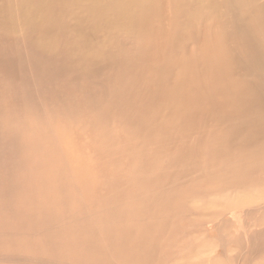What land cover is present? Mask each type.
Listing matches in <instances>:
<instances>
[{
	"label": "rangeland",
	"instance_id": "rangeland-1",
	"mask_svg": "<svg viewBox=\"0 0 264 264\" xmlns=\"http://www.w3.org/2000/svg\"><path fill=\"white\" fill-rule=\"evenodd\" d=\"M185 2L0 0V264H264V111L226 139Z\"/></svg>",
	"mask_w": 264,
	"mask_h": 264
},
{
	"label": "bare ground",
	"instance_id": "bare-ground-1",
	"mask_svg": "<svg viewBox=\"0 0 264 264\" xmlns=\"http://www.w3.org/2000/svg\"><path fill=\"white\" fill-rule=\"evenodd\" d=\"M262 1L263 0H260V2ZM185 4H189L194 7L193 8L194 15L199 16L200 20L204 18L203 16L205 14V16L212 19V21L218 20L222 22V25H223V29L219 31V34L221 35V38L219 39H209L210 37L214 38L213 36L215 35H212L211 34L212 31L210 32L209 29L206 30V32L210 33V35L208 39H205V41L203 40V42H201V44H205V47L203 46L204 50H200L199 52H207L208 51L207 45L212 44V42H215V41H220V42L225 43L230 40V43L231 42L234 43V45L232 46H225V47L223 44L222 49L220 50L219 48L220 51H215V54H212V57L209 55V53L207 54L204 53L205 55L195 57L194 59H191V62H190L191 63L190 72L192 71V73L195 72L196 74L197 73L196 70L197 69L201 70L202 67H203L202 69L209 70L211 72V76L215 80L214 81L215 84L219 86L220 91L230 94L231 98L227 97V101L223 102V99L220 101L219 98L213 97L214 94L218 91V89L215 87L214 89H206L207 91L204 93L203 91L200 92L201 93L200 98L203 102L206 101L213 108L218 109V114H219L218 121H220L219 125H221L225 129V130H222V133L224 134L226 139H229L233 142L235 139V136L241 135L240 133H241L243 124L245 123L258 124L257 122L259 121V119L261 120L262 116L251 115L250 111L257 109V108L264 111V41H259V42L256 41V39H254V34H252L251 32L252 27L254 26V24H256L255 26H258L256 28L260 30L259 31L260 34L264 36V26H263L264 25V1L263 3H259L258 0H188V1L186 0ZM253 12H257V14H254ZM25 15L27 14L25 13ZM31 17L32 16H30L29 18L31 19ZM196 27L199 29L200 26L196 25ZM187 32L189 33L190 31H187ZM200 46L202 47V45ZM196 76L198 75H194V77ZM237 76L239 78L237 81H235L234 77L237 78ZM225 77H226V81L222 82L225 79ZM249 81H251V84L247 85ZM220 82L222 83L219 85ZM250 85H251V89L249 90L248 87H250ZM238 87H241V88H238ZM244 97H245V100L242 103L241 101ZM229 99H230L229 105L231 106L232 112H233L232 116H229L230 113L232 112L225 113L222 110H220L221 106L223 105L227 107V102ZM237 100L239 102L235 105L234 103ZM255 104H259V105L255 106L254 108ZM260 126L262 127V125H259V127ZM255 127L257 128L256 125ZM226 130L228 133L226 132ZM250 131H252V129ZM258 145H259V148H264L262 147L264 146V141L259 140ZM243 148L247 151L246 161H249L252 165H257V166H260L261 164L264 163L263 161L260 160L261 157L264 160V149H261L260 151L256 149L253 152H249L248 151L249 146H243ZM249 165H246V166H249ZM234 200H235V203L238 200H240L242 203L246 204L245 206H249L250 204V202H245V200H250L246 197H243V198L240 197L239 199H234ZM261 204L262 205L258 206V211H260L264 207V204L263 203ZM246 212H248V209L242 210L241 212H237V211L234 213L231 212L232 214L230 215L232 218L237 219V217L241 215L240 213H246ZM242 249L243 250L247 249L246 245H244Z\"/></svg>",
	"mask_w": 264,
	"mask_h": 264
}]
</instances>
